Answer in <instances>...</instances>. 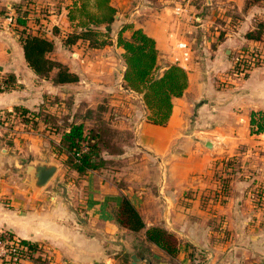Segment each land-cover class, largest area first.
I'll use <instances>...</instances> for the list:
<instances>
[{"label": "crops", "instance_id": "obj_1", "mask_svg": "<svg viewBox=\"0 0 264 264\" xmlns=\"http://www.w3.org/2000/svg\"><path fill=\"white\" fill-rule=\"evenodd\" d=\"M25 1L0 0V73H12L17 78L13 89L0 92V116L4 119L2 111L13 106L25 108L30 116H34L31 111L53 115L55 95L62 86L40 80L24 59L18 34L21 26L14 14ZM128 1L117 0L114 5L121 9ZM178 1L173 0L175 8L182 6L183 11L176 16H166L170 7L165 3L152 14L154 17L135 26L155 40L158 73L173 64L169 35L185 39L191 36L187 32L196 33L195 27L202 25V16H195L197 3L189 4L188 0L182 5ZM68 3L36 0V6H30H35L38 20L28 14L25 27L31 35L52 40L54 48L49 57L63 63L66 59L61 39L71 29ZM46 4L49 14H40L39 8ZM57 4L60 7L54 11L52 7ZM10 14L14 15L12 23L7 22ZM195 20L197 24H190ZM235 37L217 43L215 50H208L209 40L201 38L198 46L203 56H213L203 58V62L214 68L226 65L225 46L229 40L235 42ZM240 42L258 46V41L247 38ZM80 43L71 45L67 61L76 71L88 63L84 43ZM110 47L122 52L115 42ZM194 51L192 48L188 62L191 71H187V65L183 67L187 87L180 97L172 99L171 114L164 125L146 121L141 95L125 89L123 80L65 84L71 90L74 107L68 120L76 114L77 101L83 102L84 112L109 99L115 126L131 131V142L113 156L120 163L115 173L106 169L104 173L73 176L67 183L49 181L36 192L29 185V177L16 170L43 153L52 160L51 150L68 127L57 130L38 115L35 127L20 121L19 130L6 126L8 121L0 122V234H10L34 246L32 254L20 264H264V134L249 132L250 112L264 110V68H253L222 91L212 80H199L207 70L201 71L194 62ZM120 62L122 78L125 66ZM67 111L70 113V106ZM79 121L73 122L82 123ZM224 156L236 157L243 168L247 164L251 169L230 175L227 193L221 196V178L213 177V171L215 160ZM257 185H261L262 193L258 189L254 192ZM124 196L138 210L146 227H162L176 234L178 251L173 262L169 258L174 256L144 239V230L133 232L117 222L115 215Z\"/></svg>", "mask_w": 264, "mask_h": 264}, {"label": "rangeland", "instance_id": "obj_2", "mask_svg": "<svg viewBox=\"0 0 264 264\" xmlns=\"http://www.w3.org/2000/svg\"><path fill=\"white\" fill-rule=\"evenodd\" d=\"M116 2L117 0H111L112 5L116 9V14L113 22L108 27H106V25L99 26L100 33L97 35V37L99 38L98 40H103L105 41V43H99L100 41H97V45L91 46L87 41H77L81 42L80 44L84 43L83 51L86 52L87 55L86 62L88 61V63L86 66H83V68H80L82 71L78 69L77 71L73 70L67 64L68 58H71L70 53L73 49L71 45H63V49L65 52H63L64 57H62L66 59V63H61L64 64L71 72H75L76 74H78L79 80H123V76L122 78L120 77L122 70L120 62V59L122 60L121 53L119 54L114 47L109 48V46H111L114 42L116 43L115 34L117 32V29L120 28L123 24L136 26L138 25L137 23H143L150 16L154 17L152 14L156 11H159V9H161L163 4L165 3H167L166 5L170 7L169 13L166 14V16H176L174 13L176 4L173 3V0H129L128 2H126V4L123 5V8L121 9L120 6H118L117 8L115 7L114 4H116ZM185 2L187 3L188 0L178 1V3L182 5H184ZM191 2L195 4L197 3L196 7L198 8V12L195 13V16H197V14L202 16V25H200L199 27H195L197 30L196 33L187 32L191 36H187L185 39L179 38L174 34H172V36L169 35L172 62L174 48L173 45L175 39H182L187 41L189 44L191 43L190 47L192 46V48H194L195 50L192 55L194 62H197L199 64L201 71L203 70V72H205L207 70V74L200 77L199 80H212V84L214 85V87L222 91H226L229 86L233 85L232 80H241L245 78L249 74V71H251L253 68H264V31L261 38L258 40V46H246L240 42L243 38H246L245 33L247 31L255 29L259 23L264 21V0H190L189 4H191ZM91 3L92 0H89L88 7L90 9ZM248 3L253 4L248 5ZM31 4H34L36 6V0H26L23 3L22 8H20L19 10L15 8L14 15L17 16L19 14L21 16H27L28 14H31L33 20H38V17L34 15L37 14V11H35L34 9L35 6L32 7L30 6ZM71 4L72 0H69V3L66 5V8L68 10ZM47 6L48 5L46 4L44 7L39 8L38 12L40 14H49V9L47 8ZM59 7L60 5L57 4L52 8L54 11H57ZM75 14L78 15V12L76 11ZM190 24H197L196 20L195 22L190 21ZM70 27L71 29L66 33V35L75 30L74 23L70 22ZM129 33L130 31L128 30L124 33V35L128 36ZM233 36H236L235 42L233 40H229L226 43L227 45L225 46L228 50V52H226V55L228 57L226 65L222 66V68H214L210 64L207 65L203 62V58L210 57V59H212L213 56L211 54H209V56L208 54L206 56H203V51L201 50V47L198 46L201 38H203L202 40H205V38L209 40L208 50H215V45L217 43L223 42L228 38L232 39ZM229 51L231 52L229 53ZM110 67L114 69L109 70ZM186 68L187 71H191L189 68V64H187ZM55 72L56 70H53L48 78H41L40 80H52ZM61 85L62 86H60V91L55 95L56 101L54 103L56 113H54L53 115L48 114L52 119V121L50 122L53 125L52 127H55L58 130L73 121L80 120L79 122H82L84 124V127L89 130V135L94 138L93 141H96L98 143L102 161L98 168L87 170L84 173L87 174L88 172H93L99 174L101 172L104 173L106 169L108 170V172H110V174L115 173V171L118 170V167H120V163L113 156L123 150V145L131 142V131L129 129L122 130L115 126L114 121L116 119L110 112V108H113V105H110L109 99L101 100L95 107V109L89 108L88 111L84 112H82L83 110L81 108L83 102L77 101L79 102V106L76 105V114L72 119L68 120V115L71 116V112L74 109L73 102L70 99L71 95H69L71 94V90L68 89L67 85ZM122 86L125 88L124 81L122 82ZM69 106L70 113H68L67 111ZM44 114L45 113H43L42 117L44 116ZM75 116L78 117L75 118ZM146 116L147 112L145 115V119L147 122H149ZM19 120L20 118L18 117H14L12 118V120H7L6 118L4 119V117L0 116V122L8 121L6 126H8L9 128L14 127V129L16 130H19L20 128ZM51 151L53 152V158L51 161L57 163L58 165L57 171L50 180L51 183L53 182L54 184H57L59 180H61L59 181L60 184H62L61 182L67 183V181H70L74 178L73 176H80L83 174L75 171L71 161L68 158V154H60L58 152H55L54 149ZM29 161L30 160L26 162ZM215 161L217 167H214L215 169L213 171V177L221 178V183L218 187V192L221 196H225L227 193V181L230 179V175L234 173L237 174V172L242 171L245 168L246 171H249L251 169L250 167L248 168L246 166L247 164L243 168L242 161H240L236 157L228 158L227 156H224L219 157V159ZM23 164L21 168L23 167ZM253 172L254 171H250V174H254ZM261 185L264 186V182ZM260 186L257 185L256 187H254V192H256V190L258 189L261 190L262 193L263 189ZM261 193L259 192L258 194ZM220 199L223 202V199ZM261 201L263 202L264 206V199ZM146 248L147 251L152 253V250L149 246H146ZM174 258L176 257H170L169 260L173 262ZM154 262V264H156V261Z\"/></svg>", "mask_w": 264, "mask_h": 264}, {"label": "trees", "instance_id": "obj_3", "mask_svg": "<svg viewBox=\"0 0 264 264\" xmlns=\"http://www.w3.org/2000/svg\"><path fill=\"white\" fill-rule=\"evenodd\" d=\"M259 1V0H257ZM89 0H72L69 6L68 19L74 23L75 30L65 35L61 42L70 46L78 40H84L91 46L105 43L98 40L99 26L108 27L114 20L116 9L111 0H92L91 9ZM253 3H248L251 5ZM78 12V15L75 12ZM16 23L21 26L18 30L19 41L22 46L23 56L28 67L41 79L48 78L53 70H56L53 79L54 84H67L77 82L78 74L71 72L64 64L49 57L54 48L52 40L45 36L31 35L27 33L26 16L17 15ZM130 31L126 36L124 33ZM264 31V21L253 30L247 31V39L258 41ZM116 46L122 49L121 58L125 69L123 73L124 86L142 96L147 109V120L153 124L164 125L171 114L172 99L180 97L187 87V72L177 64H170L162 73L157 72V48L153 37L145 33L141 27L123 24L116 32ZM97 39V40H96ZM16 76L12 73H0V92L13 89L16 86ZM25 108L13 106L11 110H3L6 118L13 116L19 121L36 126L35 117L38 115L41 121L51 122L48 114L42 117L40 113L31 111L30 116ZM68 130H63L58 145H54L55 152L66 153L75 171L84 173L87 170L96 169L101 164L100 148L94 138L89 135V130L83 123L66 125ZM55 128V127H54ZM56 129V128H55ZM249 132L251 134H264V110L251 111L249 114ZM117 222L133 231L144 230V239L155 244L167 255L174 256L178 251L175 234L165 228L146 227L138 210L127 197H123L115 215ZM10 234L0 235L2 237ZM32 252L34 246L29 244ZM123 262L127 259L121 258Z\"/></svg>", "mask_w": 264, "mask_h": 264}, {"label": "built area", "instance_id": "obj_4", "mask_svg": "<svg viewBox=\"0 0 264 264\" xmlns=\"http://www.w3.org/2000/svg\"><path fill=\"white\" fill-rule=\"evenodd\" d=\"M182 11V6H176L174 9L175 14H179ZM13 21V16L11 14L8 15L7 22L12 23ZM173 47L174 64L185 68L191 58L190 44L185 40L175 39ZM29 244L12 235L6 237L0 236V264H20L22 260L32 254Z\"/></svg>", "mask_w": 264, "mask_h": 264}, {"label": "water", "instance_id": "obj_5", "mask_svg": "<svg viewBox=\"0 0 264 264\" xmlns=\"http://www.w3.org/2000/svg\"><path fill=\"white\" fill-rule=\"evenodd\" d=\"M210 142L207 146H210ZM58 169L57 163L49 160L46 154L41 155L40 158L30 160L23 164L21 169L16 170L17 173L29 177V185L31 188L39 192L47 183L51 180L53 175ZM132 260H135V256H130Z\"/></svg>", "mask_w": 264, "mask_h": 264}]
</instances>
